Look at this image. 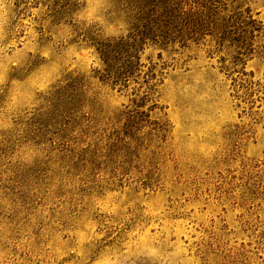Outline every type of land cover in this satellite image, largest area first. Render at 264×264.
I'll use <instances>...</instances> for the list:
<instances>
[{
    "label": "rangeland",
    "instance_id": "1",
    "mask_svg": "<svg viewBox=\"0 0 264 264\" xmlns=\"http://www.w3.org/2000/svg\"><path fill=\"white\" fill-rule=\"evenodd\" d=\"M218 1L239 42H145L113 87L119 2L0 0V264H264V0Z\"/></svg>",
    "mask_w": 264,
    "mask_h": 264
},
{
    "label": "trees",
    "instance_id": "2",
    "mask_svg": "<svg viewBox=\"0 0 264 264\" xmlns=\"http://www.w3.org/2000/svg\"><path fill=\"white\" fill-rule=\"evenodd\" d=\"M116 1L128 15L132 31L125 39H90L104 65L99 79L113 87L128 82L137 73L138 53L145 42L184 46L189 41L199 43L206 37L221 43L240 40L237 36L242 24L240 16H222L218 0ZM250 24L255 25V21L251 20ZM252 28L256 30L257 26ZM65 90L61 88L58 94ZM82 96L83 93L74 89L63 95L66 111L76 107Z\"/></svg>",
    "mask_w": 264,
    "mask_h": 264
},
{
    "label": "snow or ice",
    "instance_id": "3",
    "mask_svg": "<svg viewBox=\"0 0 264 264\" xmlns=\"http://www.w3.org/2000/svg\"><path fill=\"white\" fill-rule=\"evenodd\" d=\"M13 71H14V72H18L19 70H17V69H13ZM24 75H25V76L27 75V71H26V70H25V72H24ZM19 78L23 79L24 76H20Z\"/></svg>",
    "mask_w": 264,
    "mask_h": 264
},
{
    "label": "clouds",
    "instance_id": "4",
    "mask_svg": "<svg viewBox=\"0 0 264 264\" xmlns=\"http://www.w3.org/2000/svg\"><path fill=\"white\" fill-rule=\"evenodd\" d=\"M43 55L45 56V57H47V53L45 52V53H43Z\"/></svg>",
    "mask_w": 264,
    "mask_h": 264
}]
</instances>
